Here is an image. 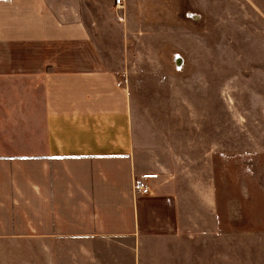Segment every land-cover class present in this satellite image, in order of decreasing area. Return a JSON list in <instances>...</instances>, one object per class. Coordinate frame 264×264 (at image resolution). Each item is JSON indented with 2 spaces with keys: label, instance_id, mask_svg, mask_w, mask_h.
<instances>
[{
  "label": "crops",
  "instance_id": "obj_1",
  "mask_svg": "<svg viewBox=\"0 0 264 264\" xmlns=\"http://www.w3.org/2000/svg\"><path fill=\"white\" fill-rule=\"evenodd\" d=\"M244 1L264 21V0ZM88 2L0 0V127H35L29 155L49 161L0 187V264H144L158 242L185 239L201 197L212 210L207 168L144 147L149 129L91 38Z\"/></svg>",
  "mask_w": 264,
  "mask_h": 264
},
{
  "label": "rangeland",
  "instance_id": "obj_2",
  "mask_svg": "<svg viewBox=\"0 0 264 264\" xmlns=\"http://www.w3.org/2000/svg\"><path fill=\"white\" fill-rule=\"evenodd\" d=\"M84 8L100 56L131 92L135 122L149 129L144 147L171 148L197 175L213 176L212 210L198 200L187 242L171 251L158 242L144 264H264V21L244 0ZM34 128L0 127V187L15 182L7 175L46 170L47 159L29 155Z\"/></svg>",
  "mask_w": 264,
  "mask_h": 264
},
{
  "label": "built area",
  "instance_id": "obj_3",
  "mask_svg": "<svg viewBox=\"0 0 264 264\" xmlns=\"http://www.w3.org/2000/svg\"><path fill=\"white\" fill-rule=\"evenodd\" d=\"M124 0H115L117 8L121 6V3H123ZM142 189L140 185H138V190ZM143 190H147L146 188H143Z\"/></svg>",
  "mask_w": 264,
  "mask_h": 264
}]
</instances>
